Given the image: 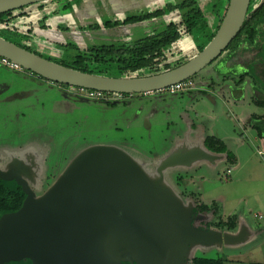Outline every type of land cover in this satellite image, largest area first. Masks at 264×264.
Returning a JSON list of instances; mask_svg holds the SVG:
<instances>
[{
	"label": "rangeland",
	"instance_id": "obj_1",
	"mask_svg": "<svg viewBox=\"0 0 264 264\" xmlns=\"http://www.w3.org/2000/svg\"><path fill=\"white\" fill-rule=\"evenodd\" d=\"M181 1L79 0L71 2L66 12L45 1L39 3L46 6L45 12L37 8V14L19 17L15 24L24 36V45L51 62L68 65L78 52L92 47L125 44L157 34L173 13L109 28L102 27L104 21L123 22L158 9L166 11L167 6ZM202 1L209 7L215 2ZM95 25L99 27L93 29ZM196 38L194 34L183 37L181 47L178 44L169 60L196 56L204 48ZM188 39L193 45L186 49L183 41ZM260 40L262 48L257 56V51L240 49L226 62L220 59L229 53L224 51L194 76L193 91L182 95L135 94L113 105L68 95L60 84L0 65V169L22 161L26 154L33 159L35 170L40 173L36 165L41 168L42 189L46 187L43 182L61 174L76 154L92 146L122 150L151 176L158 165L181 150L203 147L219 159L193 163L190 168H168L164 172L167 186L179 197L191 198L194 209L200 203L210 206L199 211L200 217L208 216L204 222L225 223L234 217L252 232L245 243L222 249L199 248L191 256L221 259L223 264H264V138L248 124L252 118L264 117V106L255 103L257 99L264 101V79L255 75L252 67L253 60L264 62V33ZM244 73L247 77L236 85ZM208 137L223 142L227 152L208 150ZM26 179L35 193L41 191L33 177Z\"/></svg>",
	"mask_w": 264,
	"mask_h": 264
},
{
	"label": "water",
	"instance_id": "obj_2",
	"mask_svg": "<svg viewBox=\"0 0 264 264\" xmlns=\"http://www.w3.org/2000/svg\"><path fill=\"white\" fill-rule=\"evenodd\" d=\"M45 1L50 0H0V15ZM250 1L229 0L214 37L197 55L153 76L108 78L82 73L1 37L0 57L52 84L104 93L157 92L194 77L217 59L239 34ZM218 159L203 147L183 149L158 165L151 176L122 150L92 146L76 154L41 189V168L36 165L40 173L35 170L33 159L25 154L22 161L0 169V180L14 181L25 195L18 211L0 217V264L22 259L31 264H121L123 253L136 264H168L180 253L182 259L189 248L245 243L249 234L239 221L235 232L196 230L191 198L179 197L165 181L168 168H190ZM26 176L40 184L39 193L31 189Z\"/></svg>",
	"mask_w": 264,
	"mask_h": 264
},
{
	"label": "trees",
	"instance_id": "obj_3",
	"mask_svg": "<svg viewBox=\"0 0 264 264\" xmlns=\"http://www.w3.org/2000/svg\"><path fill=\"white\" fill-rule=\"evenodd\" d=\"M78 1L79 0H71L72 3H77ZM47 2L55 4L60 8V11L63 12L70 10L72 5L69 0H50ZM228 2L229 0L224 1L220 14H218L219 12L216 13L217 10H215L217 5L216 1L212 2V5L209 7L203 5L204 2L202 0H183L173 6H167L166 11L158 9L146 15L126 18L123 22L118 20H115L114 22L104 21L102 27L109 28L111 26L141 23L173 13V18H169L171 21L157 34L125 44L92 47L81 53L78 52L68 65L63 63L57 64L82 73L108 78H121L125 76L128 77L129 75H134V77L153 76L175 69L190 60L180 57L176 60L170 61V58L173 57L172 51L177 48V45L181 42L183 37L194 34L198 37L196 39L201 48L205 47L212 40L218 30ZM42 6V4L38 3L16 11L1 14L0 37L37 55V53L32 51L30 47L22 44L24 36L18 32L15 22L19 17L29 16V12H25V9H30L32 7L42 9ZM254 8H256V4L250 3L246 19L239 34L225 50V52L229 50V53L226 54L225 57H221L222 53L219 56L221 57L220 59L224 58L223 60L226 62L230 61L233 58L234 53L240 51V49L245 50V52L257 51L255 54L256 56L260 54V49L262 48L260 38L264 33V29H262L261 26L264 24V3L261 7L257 9ZM212 15L215 17L216 23L211 27L208 23V18ZM174 17H178V21H176ZM98 27V25H95L92 28L97 29ZM66 46H69V44ZM75 50L77 49L75 48ZM178 54H180V52ZM257 62H254L253 60V72L255 75L264 79V62L260 61V59ZM160 65L163 66V71L158 69ZM144 70H147L148 72L143 73L142 71ZM247 75L248 73L242 74L238 78L236 85L240 86ZM37 78L44 80L40 77ZM193 78L194 77L190 78V80L193 81ZM253 78L255 79L256 76ZM209 86L213 88L214 84L211 83ZM60 87L62 89L68 88V86L64 85H60ZM183 93L184 92H181L179 94L182 95ZM255 103L259 106H264V101L259 99L255 100ZM263 119L264 117H260V119L252 118L249 124L256 130L258 136L264 138V123L260 122ZM205 146L208 150L215 153L221 154L227 152L226 145L213 137H208L206 139ZM228 157L231 160L233 159V156L230 153H228ZM24 199L25 195L15 182L0 180V216L18 211L22 206ZM207 207L210 206L200 203L193 211L204 212ZM213 208L215 210L214 205ZM220 221V224L224 225L229 230L235 228L236 220L234 217L225 220V223H223L222 220ZM203 264H223V261L221 259H205Z\"/></svg>",
	"mask_w": 264,
	"mask_h": 264
},
{
	"label": "built area",
	"instance_id": "obj_4",
	"mask_svg": "<svg viewBox=\"0 0 264 264\" xmlns=\"http://www.w3.org/2000/svg\"><path fill=\"white\" fill-rule=\"evenodd\" d=\"M29 15L31 16L33 13L37 14V8L32 7L29 9ZM35 10V11H34ZM0 65L7 67L9 69L15 70V71H22V69L17 66L16 64L8 61L5 58L0 57ZM195 89L193 81L190 79L184 80L179 83H175L173 85H170L160 91L157 92H151L146 93L144 95H153L157 93H165L170 95H176L181 92L186 91H193ZM66 93L71 96L78 97L80 99L84 100H91V101H104L107 104H116L118 102H123L129 99H132L134 97L133 94H121V93H104L101 91H95V90H88L85 88H74V87H68L66 88Z\"/></svg>",
	"mask_w": 264,
	"mask_h": 264
},
{
	"label": "flooded vegetation",
	"instance_id": "obj_5",
	"mask_svg": "<svg viewBox=\"0 0 264 264\" xmlns=\"http://www.w3.org/2000/svg\"><path fill=\"white\" fill-rule=\"evenodd\" d=\"M262 0H251L250 3H255L256 4V7L257 5L261 2ZM255 9V8H254ZM262 26V29H264V24L261 25ZM10 182H14V181H10ZM200 212H194L193 211V221H192V225L193 227L198 230V231H209V230H219V231H222V232H225V231H230L228 228H226L224 225H221L220 224V221L219 222H207V220H205L206 222H204L203 219H206L205 217H208V216H203V217H200ZM1 217V216H0ZM213 218V217H212ZM217 247V246H216ZM225 246H222L221 248L219 249H222L224 248ZM200 247H195V248H189L185 255H183L182 259H181V253L179 255H175V259L172 258V260L174 259V261L171 260L170 263L168 264H203V261L206 259V258H199V257H192L191 254L193 252H195L197 249H199ZM211 248H215V247H211ZM179 256V257H178ZM121 258L124 259L123 261H121V264H136L135 262L132 261V257L130 256V254H126V253H123L121 255ZM4 264H31V262L28 260V259H22V260H19V261H13V262H7V263H4Z\"/></svg>",
	"mask_w": 264,
	"mask_h": 264
},
{
	"label": "crops",
	"instance_id": "obj_6",
	"mask_svg": "<svg viewBox=\"0 0 264 264\" xmlns=\"http://www.w3.org/2000/svg\"><path fill=\"white\" fill-rule=\"evenodd\" d=\"M214 1H216V3H217V5H216V8H215V10H217V12L216 13H218V14H220L221 13V9H222V7H223V3H224V1L225 0H214ZM45 7L46 6H42V11L43 12H45ZM208 23H209V25L212 27L215 23H216V19H215V17H213V19H212V16L211 17H209L208 18ZM58 26V28H59V25H57ZM187 36V38H188V35H186ZM182 42V41H181ZM180 42V43H181ZM184 43H185V46H186V49L188 48V46L189 45H193V41H189V39H188V41H183ZM179 43V44H180ZM192 43V44H191ZM23 44V43H22ZM178 46V45H177ZM184 46V45H183ZM179 47H181V44H180V46ZM190 49H192V48H190ZM189 49V50H190ZM180 51H181V49H180ZM180 55H181V52H180ZM224 59V58H223ZM222 59V60H223ZM233 59V58H232ZM66 90V89H65ZM65 92V91H64ZM66 93V92H65ZM249 124V123H248ZM250 125V124H249ZM241 224V227H242V229L244 230V232H245V235H247V233L249 234V236L251 235V228L249 227V226H247V225H245V224H243V223H240ZM235 230H236V225H235V228L233 229V230H230V232H235Z\"/></svg>",
	"mask_w": 264,
	"mask_h": 264
}]
</instances>
